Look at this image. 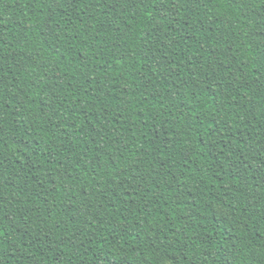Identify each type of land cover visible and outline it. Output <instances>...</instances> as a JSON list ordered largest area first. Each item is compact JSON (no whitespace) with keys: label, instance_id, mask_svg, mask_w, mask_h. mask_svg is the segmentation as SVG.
<instances>
[{"label":"trees","instance_id":"trees-1","mask_svg":"<svg viewBox=\"0 0 264 264\" xmlns=\"http://www.w3.org/2000/svg\"><path fill=\"white\" fill-rule=\"evenodd\" d=\"M0 264H264V0H0Z\"/></svg>","mask_w":264,"mask_h":264}]
</instances>
